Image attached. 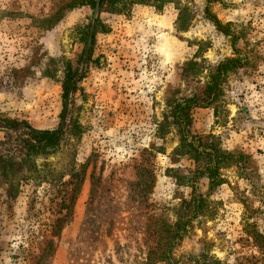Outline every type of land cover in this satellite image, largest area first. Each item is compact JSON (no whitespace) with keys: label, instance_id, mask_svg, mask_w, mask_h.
<instances>
[{"label":"rangeland","instance_id":"1","mask_svg":"<svg viewBox=\"0 0 264 264\" xmlns=\"http://www.w3.org/2000/svg\"><path fill=\"white\" fill-rule=\"evenodd\" d=\"M87 1L0 0V115L37 130L61 125L66 66L94 27L89 60L66 100V133L29 157L31 173L14 196L0 184V264H148L150 251L151 263L159 260L154 221L174 220L173 206L189 192L166 169L189 162H172L177 130L162 134L158 125L168 102L198 93L211 67L237 55L246 65L229 73L216 114L196 112L194 130L244 155L246 173L220 170L223 183L174 257L264 264V0L212 4L231 35L209 20L206 0H122L120 13L98 7L94 21ZM15 150L0 127L2 160L19 164ZM200 188L207 190L205 179Z\"/></svg>","mask_w":264,"mask_h":264},{"label":"trees","instance_id":"2","mask_svg":"<svg viewBox=\"0 0 264 264\" xmlns=\"http://www.w3.org/2000/svg\"><path fill=\"white\" fill-rule=\"evenodd\" d=\"M122 0H100L99 9L106 8L115 13H120L118 8ZM129 5L143 3V0H125ZM206 15L214 24L216 29L225 35H231L229 29L222 25L217 17L212 13L211 6L217 0H206ZM87 4L94 9L95 0H88ZM71 8V5H66ZM98 22V20H97ZM178 26L181 29L186 28L183 17H178ZM86 31L83 32V42L86 41ZM238 38V37H237ZM94 41V38H93ZM92 41V45H93ZM235 51V50H234ZM237 55V53H235ZM85 57L84 49L79 53L75 64H67L65 76L62 83V100L63 109L60 113L61 125L56 130H37L32 128L27 122L10 119L0 115V127L6 130L7 136L15 147L17 155L21 156L20 162L3 161L0 156V184L8 186V195L14 196L17 193L18 182L26 179L31 173V168L27 164L30 156L45 153L49 149L55 148L66 130L62 127L65 118L66 100L70 94L77 90L76 78L80 75L79 67ZM89 57H86V62ZM246 65L245 59L237 55L228 58L216 66L208 70L205 85H203L198 93L181 101L173 100L166 104V115L164 121L158 125V131L162 134L168 133L170 126L176 128L179 142L172 153V162L177 163L180 159H185L189 165L183 168L177 167L166 169L167 174L175 179L176 184L188 189L185 197L179 198V201L173 206L172 213L174 220L155 219L158 237L157 246L160 259L154 260L155 252L150 251L148 256V264H180L174 257L177 242H180L190 223L198 216L205 214L210 206L208 197L217 187L223 183L220 176V170L230 166H237L238 170L243 174L246 173L245 166L247 164L246 157L242 154H233L224 151L218 140L212 134L198 133L194 130L195 114L198 110L213 109L215 114L220 103L223 102L224 85L229 73L241 69ZM17 132V133H16ZM16 157V156H15ZM26 166V171L24 169ZM25 172V173H24ZM84 167L80 171L79 180L84 174ZM27 175V176H26ZM71 175V174H70ZM150 181L155 182V172L153 169L149 171ZM72 177V176H71ZM207 181V190L200 188L202 180ZM152 185L150 186V188ZM56 234V232L54 233ZM50 245V244H49ZM52 244L49 249L52 251ZM43 257L40 255L38 258ZM204 256L185 257L181 264H208ZM212 263L220 262L212 257Z\"/></svg>","mask_w":264,"mask_h":264},{"label":"water","instance_id":"3","mask_svg":"<svg viewBox=\"0 0 264 264\" xmlns=\"http://www.w3.org/2000/svg\"><path fill=\"white\" fill-rule=\"evenodd\" d=\"M99 3H100V0H96L95 1V6H94V9H93V13H92V21H94V19L96 17L97 10H98V7H99ZM93 28L94 27H93V23H92L91 26H90V28H89V34H88V39H87L86 49H85V58L83 60V63L86 61V57H87V55L89 53V50H90V47H91L92 35H93Z\"/></svg>","mask_w":264,"mask_h":264}]
</instances>
